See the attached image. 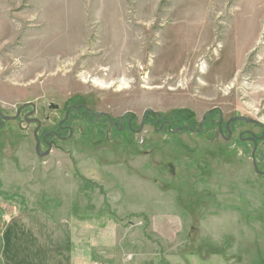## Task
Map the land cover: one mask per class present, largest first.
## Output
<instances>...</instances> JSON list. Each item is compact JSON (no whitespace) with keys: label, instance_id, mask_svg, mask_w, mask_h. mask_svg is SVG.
I'll use <instances>...</instances> for the list:
<instances>
[{"label":"rangeland","instance_id":"1","mask_svg":"<svg viewBox=\"0 0 264 264\" xmlns=\"http://www.w3.org/2000/svg\"><path fill=\"white\" fill-rule=\"evenodd\" d=\"M26 102L0 117V229L46 211L104 234L107 264H264V175L238 139L261 128L218 130L264 124V0H0V113ZM71 103L133 112L135 131L75 113L38 155L23 113L40 136ZM146 108L188 110L191 130L136 132Z\"/></svg>","mask_w":264,"mask_h":264},{"label":"crops","instance_id":"2","mask_svg":"<svg viewBox=\"0 0 264 264\" xmlns=\"http://www.w3.org/2000/svg\"><path fill=\"white\" fill-rule=\"evenodd\" d=\"M105 248L104 234L84 235L46 211H18L0 229V264H88Z\"/></svg>","mask_w":264,"mask_h":264},{"label":"flooded vegetation","instance_id":"3","mask_svg":"<svg viewBox=\"0 0 264 264\" xmlns=\"http://www.w3.org/2000/svg\"><path fill=\"white\" fill-rule=\"evenodd\" d=\"M66 112H67V116L66 117L64 116L60 121H58L57 129L49 130L47 132H43V134H41L40 136H39V130H40L41 126H42L41 122H40L39 119H37L36 117L33 116L36 113V109H33L28 114L24 112L23 113V117H24V120H26L27 122L36 124V127H38L37 136H38L39 141H40V146H41V144H44L46 146V148L48 147V144H51V148H52L55 139H61L62 140L64 138H70L72 136L73 129H72L71 125L69 124V120L74 117L75 113H76L77 116H80V117H82V116H88L89 118L94 117V119H93L94 121L97 120V119L105 118L109 124H111L114 127H118L120 131L124 130L125 127L127 129H129V130H134L135 131L134 125H133V121H134L135 117L131 118L130 113L125 114L123 116L121 125L119 124V120H118V124L115 125L114 121L109 122V119H108V118H110L109 115L107 116L106 114H99V112H94V111L90 110L88 108V106L86 104H84V103H79V104L71 103L70 105H68L66 107L64 113H66ZM217 112L219 114V110ZM17 113H18V110H16V114ZM212 113H213V111L210 114H212ZM21 114H22V110L18 113V116L16 117V119ZM147 114H150L152 116H156V120L154 122V127L157 124L159 125L158 129H160V130L163 129V127L165 125H166V127H168L167 126V121H169V120H165L162 117V115H160V119L158 120V116L157 115H155L153 113H148V112L145 115L144 124H145L146 120L148 119ZM210 114L206 117V120L210 116ZM27 115H29L30 118H28ZM219 116H220V114H219ZM206 120H205V122H206ZM169 122L171 123V121H169ZM233 122H235V121H233ZM233 122H231L229 124V129L226 128V122H225L224 129H225V131L227 133L226 136H224L222 128H221V131L218 129L220 135L226 141H229L231 139L232 135H233V130L231 128V126H233ZM244 122H247V121H244ZM222 123H223V119L221 121L220 127H222ZM247 123L251 124L254 128H261V131H259V132L255 131L253 129H250V128H240V130H238V139H239V141L247 142V143L251 144V148L252 149H251V152H250V158L252 160V165H253V169H254V164L257 167V163L258 162H261V163L264 162V153H263L264 150H263V148H261L259 146L262 142H264V124H262V123H254V122H247ZM218 125H219V121H218ZM171 126H172V123H171ZM235 129H237V128L235 127ZM63 131H67L68 135L66 137L60 134ZM260 172H262V171H260ZM259 174H261V173H259ZM261 175H264V174H261Z\"/></svg>","mask_w":264,"mask_h":264},{"label":"water","instance_id":"4","mask_svg":"<svg viewBox=\"0 0 264 264\" xmlns=\"http://www.w3.org/2000/svg\"><path fill=\"white\" fill-rule=\"evenodd\" d=\"M30 104H31V102H26V103H24L22 106H20V107L18 108V113H19L22 109H24L26 106H28V105H30ZM57 107H58V106H57L56 104H53V103H50V104H49V108L57 109ZM213 110H215V107H214V108H211V109H209V110H207L206 113L203 115V117H202L200 123H199V128L196 129V130H192V131H200L201 128H202V126H203V124H204V122H205V120H206V117H207V116H208ZM147 112H148V113H153V114L157 115V116H158V120L160 119V114H159V112L154 111V110H152L151 108H146V109L144 110L143 114H142L141 121H140V125H139V128L136 130V132H140L141 129L143 128L144 120H145V115H146ZM219 112H221V111L219 110ZM18 113H17L15 116H11V117H9V116H5V115H3L2 113H0V117H2L3 119H16V117L18 116ZM128 113H130L131 118L135 117V114H134L133 112H130V111H126V112H124V114H123V115L120 117V119H119V124H120V125H121V122H122L123 116H124L125 114H128ZM99 114H106V115L108 116V114L105 113V112H100ZM66 116H67V112L65 113V117H66ZM108 119H109V122H112V120H111L110 118H108ZM237 120H242V121H247V122H254V123H260V122L257 121V120L250 119V118H247V117H245V116H235V117H231V118H229V119L226 121V128L229 129V124H230L231 122H233V121H237ZM221 121H222V117H220L219 125H218V129H219L220 131H221V127H220V125H221ZM114 124L117 125L115 122H114ZM167 126H168V127H167L168 131H172V132H178V131H180V130L183 129V128H185V129H187V130H191L188 126L177 127V128H175V129L172 130V129H171V123H170L169 121H167ZM120 127H121V126H120ZM37 130H38V127H36V128L34 129V131H33V135H34V138H35V148H34V149H35V152H36L38 155H40V156H44V155H47V154L50 152V150H51V144H48V147H47V149H46L45 151L41 150V147H40V141H39V138H38V136H37ZM167 166H168V168H169V171L172 173V171H173V165H172L171 163H168ZM254 170H255L257 173L264 174V171L260 172V171L257 169V167L255 166V164H254Z\"/></svg>","mask_w":264,"mask_h":264},{"label":"trees","instance_id":"5","mask_svg":"<svg viewBox=\"0 0 264 264\" xmlns=\"http://www.w3.org/2000/svg\"><path fill=\"white\" fill-rule=\"evenodd\" d=\"M147 117H152V115L147 114ZM194 114L188 110L185 109H175L171 111V114L167 118L171 123L174 125V127H184L186 126L185 124L190 125V122L193 121ZM149 120V119H147ZM146 120V121H147ZM207 123L210 122V118L208 117L206 120ZM116 133H119L120 130L118 127L114 128Z\"/></svg>","mask_w":264,"mask_h":264},{"label":"built area","instance_id":"6","mask_svg":"<svg viewBox=\"0 0 264 264\" xmlns=\"http://www.w3.org/2000/svg\"><path fill=\"white\" fill-rule=\"evenodd\" d=\"M89 264H107L105 261L97 260V261H92Z\"/></svg>","mask_w":264,"mask_h":264},{"label":"bare ground","instance_id":"7","mask_svg":"<svg viewBox=\"0 0 264 264\" xmlns=\"http://www.w3.org/2000/svg\"><path fill=\"white\" fill-rule=\"evenodd\" d=\"M52 46V45H51ZM53 47V46H52ZM51 49V48H50ZM52 50V49H51ZM49 52V51H48Z\"/></svg>","mask_w":264,"mask_h":264}]
</instances>
